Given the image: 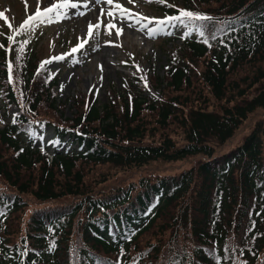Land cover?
<instances>
[{"label": "trees", "instance_id": "16d2710c", "mask_svg": "<svg viewBox=\"0 0 264 264\" xmlns=\"http://www.w3.org/2000/svg\"><path fill=\"white\" fill-rule=\"evenodd\" d=\"M146 6L212 19L174 21L162 77L78 93L71 117L28 28H1L0 264H264V0Z\"/></svg>", "mask_w": 264, "mask_h": 264}, {"label": "rangeland", "instance_id": "374dc122", "mask_svg": "<svg viewBox=\"0 0 264 264\" xmlns=\"http://www.w3.org/2000/svg\"><path fill=\"white\" fill-rule=\"evenodd\" d=\"M63 0H41L39 8L50 6L52 3H60ZM76 4L75 8L64 9V18L52 22H33L28 31V40L35 45L37 60L48 61L53 57L65 56L64 59L47 63L52 75L57 77L55 87L56 99L59 103L65 104L64 116L71 117L73 113L72 98L77 94H88L93 92L97 97L98 106L102 107L107 103V91L110 87H121L125 76H131L134 71L140 73L144 78L154 71L160 77L163 76L164 66L171 56L172 50L176 49L182 38L186 35L185 30L175 28V23L159 24L154 21L152 12L146 4L149 0H114L128 10L130 15L127 20L120 19V12L116 10V18L100 15V9L111 11L114 7L97 0H70ZM87 4V7L84 5ZM37 0H0V13L6 12L8 17H0V30L8 18L15 24L22 27L24 21L37 11ZM83 13V15H81ZM55 16V13L52 14ZM103 21L98 31L94 30L91 39L87 36L89 22L93 25L98 22L97 17ZM147 18V19H145ZM111 21L117 28H122V34L116 35V29L108 30L105 25ZM131 25V26H130ZM147 25V27H144ZM155 30V31H151ZM180 39L179 40H177ZM83 48L71 55L73 47L83 41ZM256 94V91L253 92ZM156 97L158 91H151L146 94ZM16 109L12 108L5 115L3 105L0 103V118L3 116L6 122H10ZM1 126V124H0ZM35 142L38 145L48 146L52 143L53 131L47 129L40 133L34 131ZM66 140V139H65ZM63 141L58 151H76V144H68ZM55 142V141H54ZM183 165L181 168H187Z\"/></svg>", "mask_w": 264, "mask_h": 264}, {"label": "snow or ice", "instance_id": "6c2138e0", "mask_svg": "<svg viewBox=\"0 0 264 264\" xmlns=\"http://www.w3.org/2000/svg\"><path fill=\"white\" fill-rule=\"evenodd\" d=\"M103 2L107 5L113 6V9L111 11H106L104 8L100 9V15H107V16H111L114 19L116 18V10H119L120 12V19L123 20H127L128 16L130 15V13H128V10L123 8L122 5L120 3H114V0H97V3ZM128 2H132V0H128ZM149 2H152V0H149ZM155 2L158 3H165V0H155ZM41 3V0H37V4H38V8L37 11L35 12L34 15L29 16L23 23L22 25V30H27V28L35 21L40 20L41 22H52L53 20H59L61 18H64L65 13H64V9L68 8V7H73L75 8L77 5L73 4L70 2V0H63V2L60 3H52L50 6L44 8L43 10H41L39 8V4ZM85 7H87V4L84 5ZM169 7H173L171 5H168ZM55 13V16H53L52 14ZM3 13H0V17H3ZM81 15H83V13H81ZM147 19V18H145ZM185 19L187 20H201V21H205V20H211V17L202 15V14H198V13H193L191 11H187V10H179V15L177 16H172V17H167L166 20H160L157 21V23L159 24H165V23H171L172 21H178L180 23H184ZM98 22L96 24H92L91 22H89L88 25V30H87V36L89 37V39H91L94 35V30L98 31L101 27V24L103 23V21H101L99 19V16L97 17ZM131 26V25H130ZM9 27H11V25H9ZM144 27H147V25H144ZM105 28L108 30V35H111V30L112 29H116V35L120 36L122 34L123 29L122 28H117L115 23H112L111 21H109L108 24L105 25ZM151 31H155V30H151ZM201 35H203V33H201ZM8 39L10 41H13V37L9 36ZM14 42V41H13ZM88 41L85 40L83 41L81 44H79L76 47H73L71 50V53L65 54V55H71L72 53H75L77 51H79L81 48H83L84 44L87 43ZM0 47H3V45H0ZM65 56H58V57H53L48 61H45L44 63H51L53 59L55 60H60V59H64ZM8 70L9 73H11V64L8 65ZM9 82H11V75L9 76ZM15 122V121H14Z\"/></svg>", "mask_w": 264, "mask_h": 264}]
</instances>
